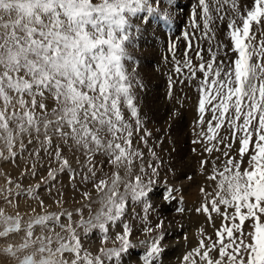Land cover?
<instances>
[{"label": "snow or ice", "instance_id": "1", "mask_svg": "<svg viewBox=\"0 0 264 264\" xmlns=\"http://www.w3.org/2000/svg\"><path fill=\"white\" fill-rule=\"evenodd\" d=\"M196 4L190 12L192 32L183 34L187 41L183 57L177 58L175 44L169 46L174 77L179 80L170 76L168 87L171 94L177 82H196L192 143L202 145V156L207 154L199 163L201 168L211 167L208 179L215 185L212 192L201 189L204 195L196 211L206 216L214 231L209 235L200 229L197 247L183 261L264 264V0H196ZM154 11L149 0H0L4 145L0 159L15 160L17 145L23 151L25 138L29 143L35 138L59 163L47 174L54 181L57 172L72 171L60 147L71 141L70 147L83 150L91 178L97 174V154L106 156L113 169L94 184L103 193L100 212L80 219L76 227L67 211H46L26 224L18 212L0 211L3 251L19 264H104L102 257L115 258L119 264L122 254L133 247L132 229L124 222L128 198L144 203L146 218L152 207L147 197L160 164L145 161L140 147L148 149L152 160H159L135 91L134 85H143L129 74L124 60L129 18ZM219 24H225L227 43L216 41ZM201 38L209 41L206 50L198 43ZM49 101L54 105L50 111ZM214 153H219L216 159ZM220 157L224 161L218 167ZM35 167L28 174L35 175ZM83 195L90 197L88 192ZM38 203L46 207L42 200ZM118 222L122 229L110 238V229ZM37 228L54 233L55 241L50 235H37ZM78 229L84 235L98 229L102 245L111 239L118 246L101 247L100 255L93 256L84 248ZM163 229V222L144 229L150 243L141 242L147 248L143 264H154L161 253ZM17 237L23 241L19 246L11 243ZM29 248L34 252L20 259L18 254Z\"/></svg>", "mask_w": 264, "mask_h": 264}, {"label": "rangeland", "instance_id": "2", "mask_svg": "<svg viewBox=\"0 0 264 264\" xmlns=\"http://www.w3.org/2000/svg\"><path fill=\"white\" fill-rule=\"evenodd\" d=\"M159 1L149 0L150 3L153 2L152 4L155 9L154 12H147V14L146 12H142L136 15V17H140L139 15L145 14V18L143 17L144 19L138 20L133 18L135 16L129 18L130 26L128 32L130 41L126 45L124 63L129 74L143 85V87L134 85L135 91L138 97L144 127L152 132L150 145L154 147V150L159 156V160H152L148 153V149L143 148L142 144L140 147L145 153V161L153 164H160V174L156 177V183L153 185V190L147 197V201L152 207L149 209L146 218L144 203L135 202L132 201L130 197L128 198L124 222L128 223L132 229L130 240L133 247H131L127 253L122 254L119 264L122 263V260L129 258H134L136 260L132 261L131 264H143L142 257L146 254L147 248L146 245L141 242L149 240L144 229L146 227H155L160 222H163L164 225V240L161 242L162 251L155 257L154 264H171L170 259L165 260L163 258V254L167 249L168 252L170 251L168 243L170 242L169 240L173 235V232L169 231V227L172 223L171 221H168L164 214L160 213L156 206L154 202L155 199H153V192L155 190L161 191L159 197H161V202H164L167 206L176 203L177 197L175 195L180 196V194H183L181 195L182 198L191 199L189 203L198 204L199 208L204 195L201 189H205L207 192H212L214 189L211 188L210 190L209 185L213 182L208 179V176L212 174L211 167L201 168L199 163V161L204 159L207 154L202 156V145L192 143V140L195 138L194 124L197 117V99H189L191 97V92L185 85L186 81L183 83H175L171 89V94H169L168 87L169 77H174L173 63L171 59L172 52L169 50V46L175 44L177 58L183 57L187 45V41L183 34L186 31L192 32L190 26V12L193 8H196V0H161L162 4L161 1ZM167 2L169 3V6L172 5V7H174L163 9ZM167 12L169 15L164 14ZM171 12L177 13V15L172 14ZM150 21L151 23H149ZM155 24L161 27L158 29L160 33L155 36L157 44L154 43V48L152 47L149 49L147 47L148 43L143 44L142 42H146L151 36L149 29H151V27L155 28ZM225 24H219L216 29L217 42H228L226 39ZM197 35H199V33H197ZM198 43L205 50L209 47V41L207 39L201 38ZM145 55H147V58ZM205 55L207 56V52H205ZM154 59L156 60L155 62ZM163 65L164 67H162ZM174 78L179 80L178 77ZM160 80L163 81V95H159V91H154L151 87V84H155L157 81L159 86ZM52 106L54 105L49 101V111ZM158 109H168L170 110L169 113H167L169 119L174 117L171 120V123L164 125L163 128L161 125L155 127L154 124L148 122L153 114L159 113ZM173 113H177V115L173 116ZM125 116L126 118L128 117L126 110ZM179 116L183 118L180 120L178 119ZM133 126L135 127L134 122ZM195 131H198V129ZM42 139L43 137H41V140ZM24 143L25 148L23 151H20L19 145H17V156L15 160L0 159V211H3L6 215H15L18 212L23 218L24 224L31 222L38 214H45L46 211L49 213H61L67 211L73 214L74 227L77 226L80 219L87 220L90 216H95L100 212L103 207L100 203V197L103 193L97 192L94 184L102 176L107 178V175H110L113 171L112 167L107 162L106 156L102 154H97L95 156V163L98 170L96 177L91 178L83 150L78 149L76 146L70 147V145H72L71 141H69L68 145L61 143L60 147L63 149V154L68 158L72 171H69L66 168L61 172H57L56 179L53 181L50 178H47V174L50 169L58 168L59 163L54 160L53 156H50L43 148H41L39 141L35 138L31 143L25 138ZM55 143L56 141L54 140V144ZM194 148L197 151L194 152ZM0 150H4L3 141H0ZM36 152H39V157L35 155ZM5 154H7L6 151ZM218 156L219 153H214L212 159H216ZM190 160L192 162L191 164ZM223 161V157L217 159V166L219 167L222 165ZM34 164L36 166L35 175H30L28 173ZM188 164L195 167V172H193V175L186 176L185 178L188 179V181L194 180L195 176L196 181L197 177L199 179L198 182L194 181V184L187 185L192 189L190 192H187V189H181L180 186L176 189L172 182V180L177 179V176L180 173L187 172ZM145 167H147V163H145ZM120 171L123 176V170L121 169ZM73 176L75 179L72 178ZM85 176L90 178L85 181ZM186 179L183 177V181H186ZM9 181H11V183H9ZM17 184L20 185L19 188L16 187ZM36 185H39V188H35ZM124 190V186L121 185L120 191L123 192ZM85 192L90 193L89 198L84 197L83 193ZM170 196L171 198H169ZM8 200H11V203H8ZM40 200L44 202L46 207L40 206L38 203ZM57 201H60V203L57 204ZM176 211L179 215L181 214L177 223L182 226L184 225L183 213H181L179 209ZM194 218L195 220L197 219L195 227L197 226V231L199 233L200 229L203 228L207 234L210 235V232L213 234L214 229L211 225L212 223L206 219L205 215L198 213L195 210ZM217 219H215L214 222L218 227L219 223ZM121 229L122 225L118 222L117 226L110 229L109 237L111 238L115 233L120 232ZM78 231L81 234L84 248L87 251H90L93 256L100 255L98 249L101 247L110 248L118 246V244L111 243V239L107 244L102 245L101 239L103 233H100L98 229H93L87 235H84L83 229H78ZM56 232L60 233V229L56 228ZM44 234L52 236L55 241L56 237L54 233L48 230L41 231L37 228V235ZM61 235H63V233H61ZM152 235H156V233H153ZM197 239V241H199L200 235H198ZM186 240L188 241L191 239H185L183 241L184 245H187ZM22 242L23 241L19 237L11 241V243L16 246H19ZM197 244L194 249L197 247ZM52 246L55 248V243ZM5 247L6 244L0 242V264H19L18 259L4 253L3 249ZM33 252L34 248H29L26 252L22 251L18 255L20 259H22L24 255ZM167 255L168 253L166 256ZM183 257L184 255L179 264H184ZM102 258L104 259V264H116L115 258L112 260H108L105 257ZM174 260L175 262L178 261L177 258H174Z\"/></svg>", "mask_w": 264, "mask_h": 264}, {"label": "bare ground", "instance_id": "3", "mask_svg": "<svg viewBox=\"0 0 264 264\" xmlns=\"http://www.w3.org/2000/svg\"><path fill=\"white\" fill-rule=\"evenodd\" d=\"M159 1V0H158ZM161 1V0H160ZM159 1V2H160ZM153 3V2H152ZM161 4H162V1H161ZM164 5V4H163ZM176 5V4H175ZM166 6H169V3H165V8L163 9H166V8H173L172 5H170L169 7H166ZM162 9V10H163ZM161 10V8H160ZM175 10V9H174ZM173 10V11H174ZM177 10V8H176ZM160 12V11H159ZM164 12V11H163ZM162 13V12H161ZM172 14H175L177 15V13H174V12H171ZM170 13V14H171ZM147 14V12H146ZM160 14V13H159ZM164 14H167L169 15V13H164ZM140 17H133V18H136L138 20H142L145 18V14H142V15H139ZM144 17V18H143ZM166 19V18H165ZM167 22V21H166ZM151 23V21L149 22ZM149 26V25H148ZM157 27V28H156ZM156 28V29H155ZM155 28L154 27H151L150 30V37L148 38V40L146 42H142L143 44L145 43H148L147 47L149 49H151L152 47L154 48V43H156V35H158L160 32L158 31L159 26H157L155 24ZM147 29V28H146ZM167 36V35H166ZM165 36V37H166ZM141 37V36H140ZM157 44V43H156ZM145 57L147 58V55H145ZM139 59V58H138ZM147 60V59H146ZM156 60L154 59V62ZM130 62H133V61H130ZM158 62V61H157ZM162 62V61H161ZM132 64V63H131ZM150 64V63H149ZM158 64V63H156ZM154 65V64H153ZM161 65V64H160ZM131 66V65H130ZM155 66V65H154ZM164 67V65L162 66ZM155 74V73H154ZM151 79V77H150ZM156 80V79H155ZM151 81V80H150ZM163 81L160 80V85L158 86V81L155 82V84H151V87L152 89H154V91H159V95H163L162 93V87H163V84H162ZM186 87L190 90L191 92V97L189 98L190 100H194V99H197V92H196V82L195 81H188L186 80V83H185ZM153 92V91H152ZM156 92V93H157ZM158 94V93H157ZM154 103V102H153ZM145 105V103H144ZM157 110V109H156ZM159 113H155L152 115L151 119L148 121L150 124H154L155 127L158 126V125H161V127L163 128L164 125H168L171 123V120L174 118H170L169 119V116L167 115V113H169L170 110L168 109H164V110H161V109H158ZM181 111V110H180ZM150 114V113H149ZM190 116V115H189ZM181 116L178 117V119L181 120ZM161 128V129H162ZM193 158V157H192ZM191 160H190V164H191ZM188 164L187 165V172H182L180 173L178 176H177V179L176 180H172V182L174 183V187L176 189L180 188H184V189H187V192H190L192 189L190 187H188L189 185H192L194 184V181H196V176L194 177V180H191V181H188V179H186L185 177L189 176V175H193V172H195V167ZM10 166V165H9ZM197 171V170H196ZM197 175V174H195ZM183 177L184 179H186V181L184 180L183 181ZM199 179L197 177V181L198 182ZM169 183V182H168ZM188 185V186H187ZM210 190L211 188H214V183L210 184ZM207 186V187H209ZM183 189V190H184ZM165 193V192H163ZM153 199H155V204L156 206L158 207L160 213L164 214L166 216V218L168 219V221H171V226L169 227V231L170 232H173V235L170 237V242L168 243V248L170 249V251L168 252L167 250L165 251V253L163 254V258L165 260H168L170 259V262L171 264H179L182 256L184 255H187L189 252L193 251L194 250V247L195 245L198 243V235H199V232L197 231V226L195 227V222L197 221V219L195 220L194 218V211L198 208V204H193V203H189V201L191 199H184L182 198L181 195L183 194H180V196L178 195H175L177 197L176 199V203L171 205V206H167L164 204V202H161V197H159V195L161 194V191L159 190H155L153 192ZM186 198V197H185ZM163 199V197H162ZM185 208L184 212H183V218H184V225L180 226L177 222H178V219H179V213H177L176 210L180 209V208ZM218 223H220L219 219H217ZM201 225V224H200ZM210 225V224H209ZM212 225V224H211ZM203 226H204V223H203ZM212 230V229H211ZM210 235H212V233L210 232ZM187 238H190L191 240H186L187 241V245H184L183 241ZM168 253V255L166 256V254ZM162 258V259H163ZM174 258H177L178 261L175 262ZM135 259L134 258H129V259H125V260H122V263L121 264H131L132 261H134ZM136 261V260H135Z\"/></svg>", "mask_w": 264, "mask_h": 264}]
</instances>
